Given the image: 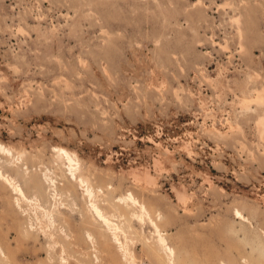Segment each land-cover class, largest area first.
<instances>
[{
  "label": "rangeland",
  "instance_id": "rangeland-1",
  "mask_svg": "<svg viewBox=\"0 0 264 264\" xmlns=\"http://www.w3.org/2000/svg\"><path fill=\"white\" fill-rule=\"evenodd\" d=\"M139 203L264 264V0H0V264H170Z\"/></svg>",
  "mask_w": 264,
  "mask_h": 264
},
{
  "label": "bare ground",
  "instance_id": "bare-ground-1",
  "mask_svg": "<svg viewBox=\"0 0 264 264\" xmlns=\"http://www.w3.org/2000/svg\"><path fill=\"white\" fill-rule=\"evenodd\" d=\"M261 119V118H260ZM262 122V121H261ZM3 147V146H2ZM3 150H5V149H3ZM10 151V150H9ZM60 152H62V153H64V155H66V158H67V160H70V164H71V162L73 161L74 162V160H72V158L73 157H71L70 155H69V153H68V151H66V150H64V148H62V149H60ZM61 155V154H60ZM63 155V154H62ZM72 160V161H71ZM76 162V161H75ZM77 163V162H76ZM73 165V164H72ZM77 166V165H76ZM73 167V166H72ZM75 167V166H74ZM73 167V168H74ZM77 167H75L73 170H75ZM72 169V168H71ZM72 172V171H71ZM69 173H70V171H69ZM74 173V172H73ZM46 174V173H45ZM7 175V174H6ZM5 175V176H6ZM74 175H75V173H74ZM4 177V176H3ZM147 177V176H146ZM48 178V177H47ZM81 178V177H80ZM79 178V180L81 181V179ZM9 179V178H8ZM4 180H6V182L8 183V181H7V179H4ZM11 182H13L12 180H10V184H12ZM13 187L15 188V189H19V190H21L20 189V187H18L17 186V184L15 185L14 184V182H13ZM53 185V184H52ZM88 187V186H87ZM14 191V190H13ZM23 191V190H22ZM21 191V192H22ZM87 192H88V188H87V190H86ZM90 191L91 190H89V193H90ZM24 192V191H23ZM93 192V191H92ZM92 192H91V194H89V195H92ZM21 194V193H20ZM24 195V194H23ZM23 195H22V197H23ZM129 195H131V194H129ZM93 196V195H92ZM90 197V196H89ZM18 198V197H17ZM24 198H26V196L24 197ZM123 198H124V196H123ZM122 198V199H123ZM126 198H128L127 196H126ZM126 198H125V200H126ZM92 199V198H91ZM95 199V198H94ZM121 199V198H120ZM131 199V200H130ZM130 201L132 202V204H137L136 202H137V200L134 198V197H132V196H130ZM128 200V199H127ZM124 201V200H123ZM19 203V202H18ZM90 204V203H89ZM91 207L93 208V210L97 213V215L100 217V218H102L103 220H104V222L106 223V226L107 227H109V229L111 228V229H113V227L115 226V225H113V224H115L114 222H112L111 220H109V217H106L103 213H101L102 211H100V207L98 208V204L96 205L94 202L92 203L91 202ZM136 206V205H135ZM139 207H140V211L139 212H135V213H132V215H134L133 217H135V215H136V217H138L140 220H142L143 218H144V216H146L147 215V217L150 219V222L154 225V227L156 228V231H157V233H158V245H159V247H160V249L165 253V255L167 256V258H168V261H170V264H174V248L173 247H171V245H169L168 244V240H167V238H166V236H165V234L164 233H162V231L160 230V228H159V226H158V223H157V218H159L160 217V214H157V217L156 218H152L151 216H149V212L147 211V209H146V207L143 205V204H141V203H139ZM91 208V209H92ZM236 212H237V210H236ZM239 213H241V212H239ZM94 215V214H93ZM241 215V214H240ZM109 216V215H108ZM96 217V216H95ZM101 220V219H100ZM112 222V223H111ZM117 227H119V226H117ZM115 228H116V226H115ZM115 228H114V231H115ZM120 228V227H119ZM118 228V229H119ZM110 231H112V230H110ZM113 231V232H114ZM117 231V230H116ZM113 232H112V234H113ZM89 233V232H88ZM117 233V232H116ZM90 234V233H89ZM114 234H115V232H114ZM113 234V235H114ZM88 235V234H87ZM90 236V235H89ZM92 236H94V235H92ZM116 236H118V235H116ZM115 235L113 236V237H116ZM90 238V237H89ZM118 239V238H117ZM94 240V239H93ZM116 241V240H115ZM120 242V241H119ZM121 243V242H120ZM122 247H123V245H122ZM124 248V247H123ZM125 251H126V248H125ZM127 252H128V250H127ZM130 252V251H129ZM2 253V252H1ZM126 253V252H125ZM133 254V253H132ZM132 254H130L129 253V256H130V258H132L133 256H132ZM134 258V257H133ZM130 260H132V261H134L135 260V258L134 259H130ZM135 263V262H134ZM222 264H226L225 262H222Z\"/></svg>",
  "mask_w": 264,
  "mask_h": 264
}]
</instances>
